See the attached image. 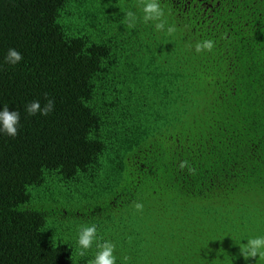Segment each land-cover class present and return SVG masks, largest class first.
<instances>
[{"label":"trees","instance_id":"16d2710c","mask_svg":"<svg viewBox=\"0 0 264 264\" xmlns=\"http://www.w3.org/2000/svg\"><path fill=\"white\" fill-rule=\"evenodd\" d=\"M161 3L172 35L127 28L139 0H0V110L21 114L0 133V264H90L92 224L117 264H258L235 240L264 236V0ZM66 191L81 203L45 210Z\"/></svg>","mask_w":264,"mask_h":264},{"label":"clouds","instance_id":"9594fccd","mask_svg":"<svg viewBox=\"0 0 264 264\" xmlns=\"http://www.w3.org/2000/svg\"><path fill=\"white\" fill-rule=\"evenodd\" d=\"M142 16L138 17L133 11L125 13V24L127 28L135 29L138 22L145 25L151 24L157 32H166L172 35L176 32L174 25H169L168 14L170 9L162 5L161 0H139ZM215 47L213 40L204 39L195 44L197 53L212 52ZM23 61V55L15 48H9L4 57V63L12 67L17 66ZM55 110V102L46 98L43 105L39 100H33L25 105V112L28 116H48ZM21 114L18 111H10L8 107L0 110V133L6 134L8 137L15 139L20 130ZM185 165H181L184 167ZM138 211H142L143 205L135 204ZM233 239V238H232ZM235 240V244L239 245L240 255L245 261L250 259L256 260L258 264H264V236L248 238L247 243H241ZM95 245L97 252L90 264H117V256L115 255L116 245L110 240H103L98 236L97 226H81L77 238V250L81 256H84L88 250ZM125 260L127 258L125 257Z\"/></svg>","mask_w":264,"mask_h":264},{"label":"rangeland","instance_id":"374dc122","mask_svg":"<svg viewBox=\"0 0 264 264\" xmlns=\"http://www.w3.org/2000/svg\"><path fill=\"white\" fill-rule=\"evenodd\" d=\"M82 195L78 196V194L70 191H66V193L62 196H58L57 200L60 201L59 204H56L54 202L50 203V205L45 208L47 211H61V205L67 206L72 203H81Z\"/></svg>","mask_w":264,"mask_h":264}]
</instances>
